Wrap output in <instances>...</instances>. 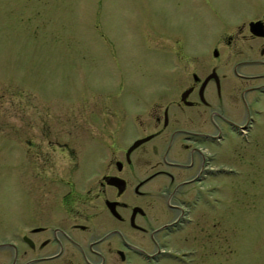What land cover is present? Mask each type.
I'll list each match as a JSON object with an SVG mask.
<instances>
[{
  "label": "flooded vegetation",
  "instance_id": "af4514ba",
  "mask_svg": "<svg viewBox=\"0 0 264 264\" xmlns=\"http://www.w3.org/2000/svg\"><path fill=\"white\" fill-rule=\"evenodd\" d=\"M212 42L220 63L182 52L159 100L107 106L118 117L110 136L98 94H84L79 120H54L57 130L44 120L34 136L47 149L38 140L15 221H0V264H215V147L237 151L230 130L251 144L264 138V14ZM72 126L75 144L62 139Z\"/></svg>",
  "mask_w": 264,
  "mask_h": 264
},
{
  "label": "rangeland",
  "instance_id": "374dc122",
  "mask_svg": "<svg viewBox=\"0 0 264 264\" xmlns=\"http://www.w3.org/2000/svg\"><path fill=\"white\" fill-rule=\"evenodd\" d=\"M263 14L264 0H0V221H15L38 140L47 149L44 120H79L86 93L98 94L104 111L113 101L135 110L154 103L173 87L175 55L214 58L221 29ZM102 118L112 135L106 123L118 117ZM70 129L62 139L75 144ZM227 143L237 151L221 157L216 146L213 161L214 263L264 264V138L251 144L230 130Z\"/></svg>",
  "mask_w": 264,
  "mask_h": 264
},
{
  "label": "water",
  "instance_id": "95a60500",
  "mask_svg": "<svg viewBox=\"0 0 264 264\" xmlns=\"http://www.w3.org/2000/svg\"><path fill=\"white\" fill-rule=\"evenodd\" d=\"M259 24H260V21H255V22H253V25L255 26V30H256V29H259V28H258ZM256 31H257V30H256Z\"/></svg>",
  "mask_w": 264,
  "mask_h": 264
}]
</instances>
